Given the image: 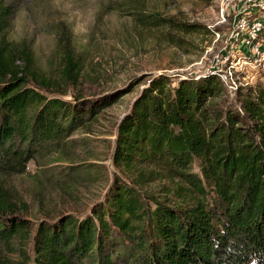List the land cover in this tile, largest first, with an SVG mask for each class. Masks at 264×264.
I'll use <instances>...</instances> for the list:
<instances>
[{
  "label": "trees",
  "instance_id": "16d2710c",
  "mask_svg": "<svg viewBox=\"0 0 264 264\" xmlns=\"http://www.w3.org/2000/svg\"><path fill=\"white\" fill-rule=\"evenodd\" d=\"M13 15L0 0V176L64 154L133 88L47 94L54 84L10 39ZM160 20L174 43L201 27ZM61 45L63 77L77 83L78 61ZM112 160L119 174L88 212L37 225L0 186V264H264V84L231 98L217 73L150 78L117 124Z\"/></svg>",
  "mask_w": 264,
  "mask_h": 264
},
{
  "label": "rangeland",
  "instance_id": "374dc122",
  "mask_svg": "<svg viewBox=\"0 0 264 264\" xmlns=\"http://www.w3.org/2000/svg\"><path fill=\"white\" fill-rule=\"evenodd\" d=\"M14 9L10 39L26 47L33 71L49 80V95L100 98L133 85L132 91L100 113L90 133L76 132L64 154L43 153L25 173L0 176V186L18 213L36 225L69 213H86L108 190L119 170L112 155L117 124L150 78L231 75L238 88L264 84V61L251 62L231 37L236 16L255 10L240 0H6ZM254 12V11H253ZM226 17V21L222 19ZM142 18V20L138 19ZM200 24L173 42L160 19ZM150 20V23L143 20ZM65 43L79 64V80L64 79ZM237 47V48H235ZM20 65L22 62L19 61ZM231 72V74L229 73ZM228 82V83H227ZM76 169H79L76 171Z\"/></svg>",
  "mask_w": 264,
  "mask_h": 264
},
{
  "label": "built area",
  "instance_id": "2783aa9c",
  "mask_svg": "<svg viewBox=\"0 0 264 264\" xmlns=\"http://www.w3.org/2000/svg\"><path fill=\"white\" fill-rule=\"evenodd\" d=\"M240 1L253 3L255 10H253L254 12L251 10H244L236 16L231 37L234 42L238 43V47L244 52V55H246L247 61L248 57H250L252 58L249 59L251 62L253 59L255 62H262L264 61V0ZM222 19L226 21L225 16H222ZM229 73L231 74V72ZM217 74L221 79L225 78L224 80L226 81L231 77V75L227 74Z\"/></svg>",
  "mask_w": 264,
  "mask_h": 264
}]
</instances>
